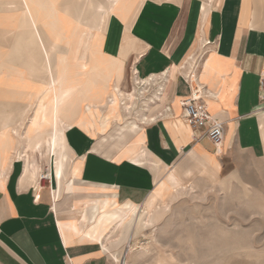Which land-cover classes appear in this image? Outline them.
Instances as JSON below:
<instances>
[{"label":"crops","instance_id":"1","mask_svg":"<svg viewBox=\"0 0 264 264\" xmlns=\"http://www.w3.org/2000/svg\"><path fill=\"white\" fill-rule=\"evenodd\" d=\"M87 36L93 40L80 44ZM96 54L109 58L105 69L117 59L140 79L165 76L169 108L152 121L123 117L93 135L65 129L58 176L51 129L24 136L32 96L48 88L32 78L94 75ZM261 74L264 0H0V109L16 131L0 130V264H115L86 226L80 230L91 206L142 205L160 182L228 181L238 174L230 150L264 160ZM196 88L224 123L219 149L182 124L181 102ZM49 171L50 181H39Z\"/></svg>","mask_w":264,"mask_h":264},{"label":"bare ground","instance_id":"2","mask_svg":"<svg viewBox=\"0 0 264 264\" xmlns=\"http://www.w3.org/2000/svg\"><path fill=\"white\" fill-rule=\"evenodd\" d=\"M50 13L51 11H47L45 18L49 17L51 15ZM30 16L33 21H35L33 14L30 13ZM106 17L107 16H103L101 19H98V21L102 20L103 22ZM99 29L101 30L102 28L99 27L96 30L99 31ZM99 37L100 35L94 37L97 50ZM88 40H93V38L87 36L84 41L83 39H80V44ZM84 56V54L81 55V57ZM90 57L93 58V55H90ZM95 57V70L91 72L94 75H64L58 77L49 75L47 78H32L35 81H41L42 83L40 84H48V88L45 93H36L32 96V99H34L35 102H32L30 105H33L31 117L25 128L24 136L29 137L45 128L51 129L49 139L52 146L51 152L56 156L54 164L58 176L60 175L62 166L61 158H67L65 155H60L59 153L60 141L65 129L76 125L91 135H93L95 131H102L111 123L110 120L138 113V111H136L138 102H143V100L146 99L145 97L149 89L156 87V93L152 96L150 101L146 103L144 102L146 107L150 106L149 103L153 104L151 106L152 108H148L147 114L141 113L139 115L140 120L152 121L154 120L153 108H160V105L157 106V104H161L162 106L163 101H167L171 93V82H168L167 85L161 84L163 81H166L165 76L164 78L163 76H160V74L159 76L140 79L134 78L132 73L129 90L127 92L123 88L124 62L118 60L115 63L116 66L112 67V69H105L108 66L107 61L109 58L97 54ZM190 66L192 67V65ZM83 67L85 68L86 65H83ZM73 72L75 71L73 70ZM1 79L2 78H0V84ZM109 81L112 82V85L108 84ZM3 91L5 90H2V92ZM6 110L7 109H0V130L8 127V133L10 134V137H13L11 132L16 131L13 129V126L9 124L11 121L9 119V113H7ZM122 114L124 115L123 117ZM95 119H98V127H95ZM182 124L190 129L189 126L183 122ZM57 125L62 127V131L56 130ZM88 129H92V131L89 132ZM53 130L54 132L52 134ZM20 138H22V136H20ZM23 141L27 140L23 139ZM7 143H9V140H7ZM33 145L32 148L36 149L38 148L39 142H35ZM221 146L219 148H221ZM30 150L31 148L28 149L26 155H28ZM20 157L18 156V158ZM162 185L163 183L161 182L157 184L156 190L149 194L143 204L139 206L129 202L121 205L113 202V204L101 207L91 206L86 213L84 212L85 215H83V218L81 217L82 221L80 222V230H83L86 226V234L101 244L102 248L108 252L113 263L140 264V260L147 252L148 245L136 246L133 248L131 246V239L133 236L136 237L145 231L155 229L160 218L167 212L169 203L174 201V199L177 198L178 191L181 188H184L179 183L173 186L168 185L167 188L169 187L170 189L166 194V199L168 196L170 197L167 202L166 199H157L158 192ZM104 209L106 210L104 211Z\"/></svg>","mask_w":264,"mask_h":264},{"label":"rangeland","instance_id":"3","mask_svg":"<svg viewBox=\"0 0 264 264\" xmlns=\"http://www.w3.org/2000/svg\"><path fill=\"white\" fill-rule=\"evenodd\" d=\"M204 56V52H200L194 57L192 71L185 76L187 82L194 79V67L198 69ZM116 62L117 59H113L112 65ZM131 73L124 67L123 88L127 92ZM132 74L138 78L137 74ZM156 90V87L149 89L146 99L136 106L138 113L128 116L147 113L153 104L146 107L144 102L150 101ZM165 102L157 106L168 110ZM29 110L25 116L31 115L32 109ZM98 124L95 119V127ZM228 154L234 159L233 168L238 172L232 179L217 183L212 177L197 176L192 183L177 181L184 188L169 203L155 229L131 239L133 248L148 245L140 264H264V160L232 150ZM167 186V182L163 183L158 200L166 199L170 189Z\"/></svg>","mask_w":264,"mask_h":264},{"label":"built area","instance_id":"4","mask_svg":"<svg viewBox=\"0 0 264 264\" xmlns=\"http://www.w3.org/2000/svg\"><path fill=\"white\" fill-rule=\"evenodd\" d=\"M197 68L194 67V70ZM260 90L264 92V74L260 75ZM206 94L202 88H196V92L181 102L184 117L183 123L191 130L201 131L200 138H205L215 147L219 148L223 143L224 123L216 121L209 114L203 101ZM264 100V95L261 96ZM39 181H50V171L39 175Z\"/></svg>","mask_w":264,"mask_h":264}]
</instances>
